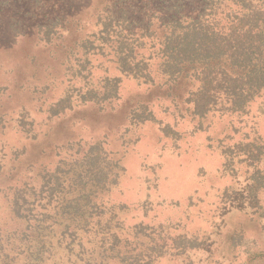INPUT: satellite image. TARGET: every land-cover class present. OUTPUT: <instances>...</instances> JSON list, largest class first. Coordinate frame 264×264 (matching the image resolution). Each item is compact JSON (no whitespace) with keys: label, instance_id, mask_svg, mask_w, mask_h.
<instances>
[{"label":"rangeland","instance_id":"obj_1","mask_svg":"<svg viewBox=\"0 0 264 264\" xmlns=\"http://www.w3.org/2000/svg\"><path fill=\"white\" fill-rule=\"evenodd\" d=\"M108 1L0 0L1 235L24 228L10 211L14 188H38L40 171L101 142L122 171L99 201L116 212L122 237L141 233L135 253L153 245L145 264H264V208H231L251 168L239 147L264 141V98L246 114L215 110L199 119L185 103L192 84L122 75L107 50L80 48ZM104 77L120 79L117 97L84 101L92 89L101 93ZM142 105L155 120L132 123ZM179 238L197 247L181 253ZM8 252L0 246V260L24 263Z\"/></svg>","mask_w":264,"mask_h":264},{"label":"trees","instance_id":"obj_2","mask_svg":"<svg viewBox=\"0 0 264 264\" xmlns=\"http://www.w3.org/2000/svg\"><path fill=\"white\" fill-rule=\"evenodd\" d=\"M97 24V33L83 39L80 48L107 50L122 75L142 84H192L185 103L194 118L215 110L246 114L251 103L264 98V0H114ZM120 82L104 77L101 93L92 89L84 101L115 99ZM151 120L145 105L131 112L132 123ZM239 148L251 168L231 208L258 212L264 208V141ZM81 149L52 170L40 171L38 188H14L10 211L24 228L0 233V246H9L12 260L22 264H58L60 259L66 264H145L153 245L135 253L131 246L141 233L122 237L116 212L99 201L117 184L122 167L101 142ZM87 235L92 236L90 253L85 251ZM184 240L177 243L181 253L197 247ZM0 264L10 263L2 259Z\"/></svg>","mask_w":264,"mask_h":264}]
</instances>
